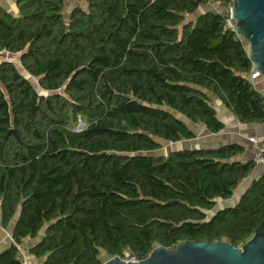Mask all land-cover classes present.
<instances>
[{
  "label": "trees",
  "instance_id": "obj_1",
  "mask_svg": "<svg viewBox=\"0 0 264 264\" xmlns=\"http://www.w3.org/2000/svg\"><path fill=\"white\" fill-rule=\"evenodd\" d=\"M14 3L0 4V52L45 94L0 62V227L11 231L0 264H21L24 241L35 264L143 260L184 241L242 247L264 220V171L229 204L254 167L237 160L243 147L159 153L192 140L189 124L222 130L214 99L240 124H264L231 0Z\"/></svg>",
  "mask_w": 264,
  "mask_h": 264
},
{
  "label": "water",
  "instance_id": "obj_2",
  "mask_svg": "<svg viewBox=\"0 0 264 264\" xmlns=\"http://www.w3.org/2000/svg\"><path fill=\"white\" fill-rule=\"evenodd\" d=\"M229 18L234 22L235 35L248 45L247 56L252 69L264 80V0H231ZM261 93L264 96V87ZM183 121L187 122V120ZM8 134H14V132L10 131ZM171 148L175 150L203 149L178 145ZM242 190L234 191L233 197L239 198ZM226 207L229 208L232 205H225ZM9 232L11 235V231ZM129 255L131 256L130 253ZM101 264H264V220L240 248H233L221 241L212 243L184 241L172 250L155 246L147 257L138 263L125 261L118 256L108 258L102 252Z\"/></svg>",
  "mask_w": 264,
  "mask_h": 264
},
{
  "label": "crops",
  "instance_id": "obj_3",
  "mask_svg": "<svg viewBox=\"0 0 264 264\" xmlns=\"http://www.w3.org/2000/svg\"><path fill=\"white\" fill-rule=\"evenodd\" d=\"M8 1L14 3V0H0V4L8 11L14 13V10H10ZM6 52H0V55ZM2 62V61H0ZM216 112V117L222 123L223 127L218 133H209L204 127L193 130L195 137L189 141H181L171 146H182L187 148H203L211 149L223 146L225 144H239L243 147V153L237 157L238 161H253V155L258 147L257 144L250 143V138H255L257 142L264 140V124L261 125H243L240 124L233 115L216 99L212 102ZM260 166H254L253 170L248 178L253 179L261 172ZM28 243L23 244L24 257L30 262L27 256L26 247ZM32 263V262H30Z\"/></svg>",
  "mask_w": 264,
  "mask_h": 264
},
{
  "label": "rangeland",
  "instance_id": "obj_4",
  "mask_svg": "<svg viewBox=\"0 0 264 264\" xmlns=\"http://www.w3.org/2000/svg\"><path fill=\"white\" fill-rule=\"evenodd\" d=\"M74 2H75V0H65V3H66V5H68V7L71 6L72 3H74ZM8 4L11 7L10 10L12 9V10L15 11V3H12L11 1H8ZM202 9H205V8H200L197 13H200V11ZM214 9H215V7H214ZM228 24L231 26L230 23H228ZM247 49H248V45H247ZM0 61H2V62L3 61H6V62L10 61L21 72V74H23L26 78H28V80L31 82L33 88L36 90V92H38V94H40V95H44L45 94L41 90V88L38 87L36 80H34L31 77H29L26 73H24L21 70V66L18 63V55L7 53V52L6 53H2L0 55ZM252 80H253V82L255 83V85H256V87L258 89H262L264 87V80L259 74L257 76H255V77H253ZM189 125H190L191 128H194V129H199V127L202 128L201 125H191V124H189ZM82 126H83V124L78 123V125H77L75 130H77V131L80 130L82 128ZM170 149H171V144H164L163 148L159 151V153L166 154V152L168 150H170ZM250 181H251L250 178L247 177L246 179H244L240 183L239 187L236 190L237 191L238 190L241 191L243 188H246ZM235 200H236V196H234L233 199H231V202L229 204L234 203ZM9 231H10L9 228L3 230L0 227V249L3 248L5 245H7V243L9 242V240H10V232ZM24 243H28L30 245L32 242L31 241H24L23 244ZM25 247H26V245H25ZM20 248L22 249L23 245H20ZM127 259H129V258H127ZM30 264H35V263H30Z\"/></svg>",
  "mask_w": 264,
  "mask_h": 264
},
{
  "label": "built area",
  "instance_id": "obj_5",
  "mask_svg": "<svg viewBox=\"0 0 264 264\" xmlns=\"http://www.w3.org/2000/svg\"><path fill=\"white\" fill-rule=\"evenodd\" d=\"M258 74L254 72V70L252 69V73L250 75V78L253 79V77L257 76ZM250 143L253 144H257L258 147L253 155V164L254 166H260L261 167V171H264V140L257 142L255 138H250L248 140ZM19 253V258L21 260V264H30L26 258L24 257V252L23 249L20 248V246L16 247ZM129 259H124L125 261H132L135 263H138L141 261V259H139L137 256L131 255L130 257H128Z\"/></svg>",
  "mask_w": 264,
  "mask_h": 264
}]
</instances>
